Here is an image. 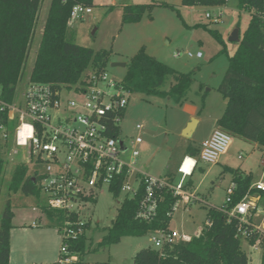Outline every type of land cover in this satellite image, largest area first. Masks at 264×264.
Masks as SVG:
<instances>
[{"label": "rangeland", "instance_id": "obj_1", "mask_svg": "<svg viewBox=\"0 0 264 264\" xmlns=\"http://www.w3.org/2000/svg\"><path fill=\"white\" fill-rule=\"evenodd\" d=\"M50 3L51 0H45L40 12L36 37L17 97L21 96L29 81ZM161 3H167L176 10L156 5L147 10L139 22L124 24L122 21L126 5ZM92 11L85 20L74 24V40L96 52L111 51L106 66L109 79L122 83L128 64L142 48L170 68L193 75L194 83L182 104L169 98L132 93L120 123V139L129 148L123 158L142 174L154 178H167L171 174L173 182L178 184L182 179L177 172L178 160L188 155L189 148L200 147L224 112L226 103L217 89L228 68L229 57L238 47V43L230 39L235 32H239L241 39L251 15L239 10L237 0H228L226 6L213 9H187L183 7L182 0H94ZM206 14H210L212 19H207ZM210 31L218 32L224 45ZM199 53L201 58L197 57ZM117 63L126 64V67L112 66ZM171 84L172 80H169L164 90L168 91ZM138 125L143 127L142 130L137 129ZM189 130L197 131L194 136L186 137ZM138 137L143 143L137 146L140 155L133 161L130 159L132 144ZM232 143L229 154L222 156L220 165L201 164L200 169L186 179L185 185L190 187L188 191L194 193L197 200L182 205L174 213L171 230L195 237L206 223L208 209L220 208L225 203L232 183V174L224 171L226 161L232 169L251 173L255 180L264 174V146L240 139H233ZM12 147L6 155L8 165L0 191V220L7 202L11 200L14 264H57L62 237L42 211L45 196L26 195L21 189L9 190L14 166L20 162L27 164L29 159L26 150ZM44 169V166L37 168L41 172ZM97 195L96 204L87 212L92 224L85 235L87 246L84 254H71L69 262L60 264H75L80 259L79 264H134V257L140 250L154 249L150 235L125 236L117 244L102 246L101 242L125 195L115 197L107 187L97 191ZM259 209H264V202ZM242 247L253 260L259 258L247 243L244 242Z\"/></svg>", "mask_w": 264, "mask_h": 264}, {"label": "trees", "instance_id": "obj_2", "mask_svg": "<svg viewBox=\"0 0 264 264\" xmlns=\"http://www.w3.org/2000/svg\"><path fill=\"white\" fill-rule=\"evenodd\" d=\"M45 0H0V91L5 102L13 103L22 83L29 55L36 37L37 26ZM240 11L251 15L250 23L243 33L218 87L225 100V109L217 122V129L233 139L264 146V0H237ZM228 0H182L187 9H213L226 6ZM82 4L93 7L94 0H51L44 24L40 45L29 83L50 84L54 88L72 89L85 82L92 73L106 71L111 51H94L75 42L73 27L69 26L72 8ZM167 3L153 5H127L123 8V23L139 22L147 10ZM224 45L221 35L210 31ZM225 49L222 51L224 52ZM172 80L168 91L166 83ZM194 83L192 74L180 73L142 48L130 61L122 86L132 93L169 98L182 104ZM6 118V117H5ZM9 138L0 135V191L4 183L7 154L13 148L15 122H5ZM201 148H189L188 155L199 157ZM237 185L231 202L220 208L210 207L207 220L200 234L190 241H180L164 250L142 249L134 257V264H249V255L243 249L245 241L239 234L238 218L226 213L232 210L246 195L259 197L264 202V192L253 189L255 179L251 173L227 169ZM37 177L30 165L20 162L14 166L9 183L10 191L21 189L26 195L40 196ZM167 179L173 183L172 175ZM123 177L113 183L109 191L115 197L121 195ZM188 191L190 187L185 185ZM143 190L135 197H125L118 214L112 222L101 245L117 244L122 237H143L169 230L172 212L177 198L169 190L160 192L157 217L152 222L136 220ZM226 207V208H225ZM226 209V213L220 211ZM49 222L57 228L63 215L42 206ZM14 213L9 200L0 220V264H10L11 232ZM252 238H256L252 237ZM252 243L253 240H250ZM86 237L69 244L71 254L83 255ZM79 264V263H76Z\"/></svg>", "mask_w": 264, "mask_h": 264}, {"label": "built area", "instance_id": "obj_3", "mask_svg": "<svg viewBox=\"0 0 264 264\" xmlns=\"http://www.w3.org/2000/svg\"><path fill=\"white\" fill-rule=\"evenodd\" d=\"M92 13V7L75 5L69 26L73 27ZM206 18L212 19L210 14H206ZM201 56L200 53L197 55L198 58ZM130 95L122 83L109 79L106 71L90 74L84 83L70 90L28 82L13 103L5 102L0 91L1 139L6 141L9 138L5 122H15L13 145L28 152L30 171L37 177V187L45 196L43 206L63 215L57 227L62 237L57 264L69 262V244L84 237L91 226L87 212L98 200L97 191L104 187L109 190L123 177L121 194L125 197H135L139 190H143L136 220L152 222L157 217L160 192L169 190L177 198L169 214L173 217L182 205L197 200L195 194L185 189V181L194 175L198 163L216 165L230 150L233 138L216 129L209 139L202 142L199 157L184 156L177 171L182 175L178 184L167 178L140 173L134 164L123 158L129 148L120 139V123L125 117ZM142 128L137 126L138 130ZM142 143V138L138 137L132 144L131 160L136 161L139 157L137 146ZM39 166H44L43 172L37 170ZM236 188L232 182L227 190L226 207ZM252 188L264 192V182L261 180ZM258 198L246 195L229 212L220 209L230 218H238L240 236L253 252L258 253L256 260L249 256V264H264V226L253 221L254 217L264 214L257 205ZM206 224L211 222L206 221ZM150 236L154 249L158 251L180 241L191 240L170 228Z\"/></svg>", "mask_w": 264, "mask_h": 264}, {"label": "crops", "instance_id": "obj_4", "mask_svg": "<svg viewBox=\"0 0 264 264\" xmlns=\"http://www.w3.org/2000/svg\"><path fill=\"white\" fill-rule=\"evenodd\" d=\"M127 6V5H126ZM125 7V6H124ZM202 9V8H201ZM239 40H240V35H239ZM222 116V115H221ZM220 118H218L216 121H215V127L213 128V130H212V132L210 133V135H207L206 137H205V139L202 141V142H204L205 140H207V139H209L210 137H211V135L213 134V132L217 129V122H218V120H219ZM197 131V130H196ZM196 131H193V132H191L190 130H189V132H186V137H190L191 135H195V132ZM202 144V143H201ZM201 144H200V146H201ZM232 145H233V143H232ZM232 145H231V147H232ZM231 147H230V149H231ZM230 151V150H229ZM229 151H228V153L227 154H225V156H227L228 154H229ZM186 156V155H185ZM224 156V155H223ZM184 158V157H183ZM183 158H181V159H179L178 160V162H177V166L179 167V165H180V163H181V161H182V159ZM222 158V157H221ZM221 158H220V160H219V162L216 164V165H211V167H213V166H217V165H220V163H221ZM240 158V157H239ZM201 164H204V163H202V162H199L198 163V166H197V168H196V170H195V173H196V171L198 170V169H200V165ZM204 165H206V164H204ZM207 166H210V165H207ZM178 167H177V171H178ZM225 170L224 171H226L227 172V169H232L231 168V166L229 165V161H226V163H225ZM234 170H236V169H234ZM239 170H241L242 172H244V173H246L247 174V172L245 171V170H243V169H239ZM263 181L264 182V174H262V176H261V178L259 179V180H255L254 181V183L252 184V186L255 184V183H257V182H260V181ZM232 182H233V176H232ZM232 184V183H231ZM191 191V190H190ZM192 193V192H191ZM194 194V193H193ZM259 199V198H258ZM263 203V201L260 199V200H257V205L260 207V204H262ZM264 210V209H263ZM253 221H254V223H256L257 225H262V226H264V216L262 217V216H259V217H254L253 218ZM91 229V226H89V228L87 229V231L88 230H90ZM200 231L201 230H199V233L197 234V235H199L200 234ZM196 235V236H197ZM11 237H12V234H11ZM191 238V237H190ZM79 261H81V259L80 260H77V262L76 263H80ZM75 263V264H76ZM10 264H14V247H13V243H12V238H11V258H10Z\"/></svg>", "mask_w": 264, "mask_h": 264}, {"label": "water", "instance_id": "obj_5", "mask_svg": "<svg viewBox=\"0 0 264 264\" xmlns=\"http://www.w3.org/2000/svg\"><path fill=\"white\" fill-rule=\"evenodd\" d=\"M231 42H235V43H238L240 40H239V32H235L232 36V38L230 39ZM113 67H126V64H120V63H117V64H113L112 65ZM189 132V131H187Z\"/></svg>", "mask_w": 264, "mask_h": 264}]
</instances>
